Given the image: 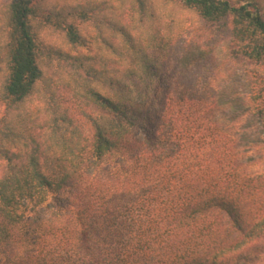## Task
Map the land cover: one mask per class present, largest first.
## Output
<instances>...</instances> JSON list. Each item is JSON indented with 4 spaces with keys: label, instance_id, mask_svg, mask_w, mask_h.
Segmentation results:
<instances>
[{
    "label": "trees",
    "instance_id": "1",
    "mask_svg": "<svg viewBox=\"0 0 264 264\" xmlns=\"http://www.w3.org/2000/svg\"><path fill=\"white\" fill-rule=\"evenodd\" d=\"M75 1L5 5L0 264H264L253 247L264 237V139L239 145L218 118L223 95L184 78L188 48L181 77L160 87L178 25L213 23L196 61L249 62L241 101L264 128V0ZM105 10L114 16L95 37L77 25Z\"/></svg>",
    "mask_w": 264,
    "mask_h": 264
},
{
    "label": "rangeland",
    "instance_id": "2",
    "mask_svg": "<svg viewBox=\"0 0 264 264\" xmlns=\"http://www.w3.org/2000/svg\"><path fill=\"white\" fill-rule=\"evenodd\" d=\"M9 0H0V42L3 37V28L6 20L5 5ZM59 6L64 5L65 2L74 4L75 0H51ZM82 2V1H78ZM128 9L118 10L122 16L128 12ZM118 13V14H119ZM93 15V14H91ZM114 15L109 10L103 11L102 15L97 13L92 16L95 21L90 20L85 23L76 20L77 25L88 35L96 36V28H107L102 23L103 18L111 19ZM177 28L180 29V35L175 37L172 44L169 46L167 52L163 53V68L161 70V84L160 87L164 92L170 81L179 79L181 68L178 69V60L182 55V51L188 48L189 66L187 71H184V77L192 84H198V91L207 93H219L223 95L224 103L218 110V118L222 120L227 127L231 128L237 133V142L241 147L250 145L251 143H260L264 139V128L258 124L255 117H253L247 109L246 102L241 98L248 87L246 85L247 79L252 78V68L249 62L244 61L241 57L231 56L230 58L222 59L217 56H207L205 59L196 61L197 53L200 49H208L212 46L217 38V25L206 21H198L194 23L182 22ZM50 33L42 32L41 37L46 39L49 44H53L59 48H66L63 33L60 31H49ZM46 33V34H45ZM91 40H93L91 38ZM161 54V53H160ZM60 93L63 94V99L67 106L72 111L76 123L80 126L84 134L91 136V124L82 114V107L79 102L71 98L70 91L67 88H62ZM222 101V102H223ZM4 107L0 103V118L3 114ZM91 112L89 108L84 109ZM251 155V154H250ZM264 169V162L260 163ZM257 252L264 259V237H261L253 246Z\"/></svg>",
    "mask_w": 264,
    "mask_h": 264
}]
</instances>
